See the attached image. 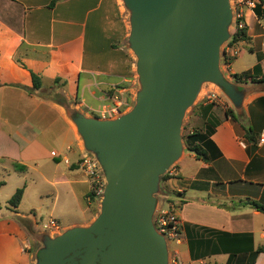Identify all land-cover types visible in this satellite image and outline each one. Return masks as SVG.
<instances>
[{
  "label": "crops",
  "instance_id": "0c3cea01",
  "mask_svg": "<svg viewBox=\"0 0 264 264\" xmlns=\"http://www.w3.org/2000/svg\"><path fill=\"white\" fill-rule=\"evenodd\" d=\"M250 1L254 8L238 5L248 40L227 48L224 74L247 92L245 122L221 117L210 138L211 161L185 148L163 182L158 207L176 209L182 240L168 246L182 264H264V252H258L264 247V213L249 205L264 206V5L256 15L259 2ZM125 14L122 0H0V109H8L0 114V160L25 166L19 171L24 176L35 172L51 186L44 194L55 205L60 190L69 203L86 202L92 186L79 166L86 152L66 106L40 92L56 87L58 97L87 117L121 113L137 92ZM31 73L42 78L35 93ZM235 75L249 79L237 83ZM214 94L229 101L219 89ZM47 166L51 177L44 174ZM19 208L14 217L0 219V264H32L19 219L34 218ZM83 225L87 221L63 228Z\"/></svg>",
  "mask_w": 264,
  "mask_h": 264
},
{
  "label": "water",
  "instance_id": "95a60500",
  "mask_svg": "<svg viewBox=\"0 0 264 264\" xmlns=\"http://www.w3.org/2000/svg\"><path fill=\"white\" fill-rule=\"evenodd\" d=\"M130 12L128 48L140 90L133 109L116 119L90 118L66 106L84 150L107 182L101 211L86 227L44 240L36 264H170L158 234L155 197L161 177L181 159L185 114L205 84L242 113L246 91L221 70L231 39L230 0H122Z\"/></svg>",
  "mask_w": 264,
  "mask_h": 264
},
{
  "label": "rangeland",
  "instance_id": "374dc122",
  "mask_svg": "<svg viewBox=\"0 0 264 264\" xmlns=\"http://www.w3.org/2000/svg\"><path fill=\"white\" fill-rule=\"evenodd\" d=\"M123 3V2H122ZM230 4L234 13L233 24L230 28L231 31V39L226 42L221 48V63L220 67L222 72L227 76L226 68H225V52L229 47L228 43L232 40L233 35L236 33V23L238 20V15L242 14L241 8L238 6L237 0H230ZM243 15V14H242ZM125 18L128 23V37L130 35V12L126 11ZM136 62L137 59L135 58ZM136 95L140 90V84L138 82V75L136 73ZM228 77V76H227ZM52 87V86H51ZM46 88L44 91L40 92L41 97H50L54 98L58 101L59 93L56 90V87ZM51 88V89H50ZM217 88L212 84H205L196 99L194 105L189 108L185 114L183 125H182V139L184 147L186 148V137L193 131L201 130L204 127V121L199 115V106L209 105V104H218V110L215 111V114L221 118L224 116V112L227 110L226 106L221 104H232L230 101L225 102L224 98L221 97L219 99L212 98L213 93L217 92ZM58 94V95H57ZM61 96V95H60ZM210 98V99H209ZM136 104V97L133 101L120 113V115H124L130 112ZM220 104V105H219ZM11 106L20 107V104H10ZM68 106V105H67ZM70 108V105L68 106ZM229 109V108H228ZM8 109H5L2 112L6 113ZM236 110H234L235 112ZM239 118L240 122H245L243 120V113H235ZM119 117V116H118ZM90 118H99L98 116H90ZM115 116L112 119H116ZM44 122V126H45ZM48 125V124H47ZM48 131L54 135L55 130L50 126H47ZM176 168V164L167 172L171 173V170ZM166 173V174H167ZM44 174L47 177H51V167L47 166L44 169ZM162 178V177H161ZM0 183H5V185L0 187V219L7 217H14L13 209H11L8 205V201L13 197L16 191L20 188L26 187L23 195V199L20 204L19 212L24 215H31L33 219H19V223L24 229V244L23 248L26 254L31 256L32 264H36L37 254L39 251L44 248V240L49 235L52 238H55L67 229L64 230L63 227L71 224H79L87 221V225H90L100 214L101 211V202L102 197H94V200L91 199V194L88 197L87 201H80L79 203H69L71 200L64 199V191L60 190V200L58 203H54L53 196H46L44 193L48 192L51 189V186L43 183V181H39L38 175L35 172H30L29 175L24 176L20 174L18 170L15 169L13 164L6 163L0 160ZM92 193V191H91ZM66 194V193H65ZM163 192V182H160V189L158 194L155 195L158 202L161 201ZM32 210L34 212H32ZM18 211V210H17ZM12 218V217H11ZM16 219V218H15ZM50 220H55L59 224L61 229L60 233L55 234L54 232L47 231L44 228L45 224H48ZM85 225L81 227H86ZM174 248V246H173Z\"/></svg>",
  "mask_w": 264,
  "mask_h": 264
},
{
  "label": "trees",
  "instance_id": "16d2710c",
  "mask_svg": "<svg viewBox=\"0 0 264 264\" xmlns=\"http://www.w3.org/2000/svg\"><path fill=\"white\" fill-rule=\"evenodd\" d=\"M258 5L255 7V14L259 15V9L261 6L264 5V0H258ZM55 1L53 2V4ZM247 30L244 27L243 29L237 31L234 35L232 40L228 43L229 47L233 46L234 44L247 41ZM229 61V60H226ZM32 82H33V89L31 92L35 93L39 91L42 88V78L41 76L31 73ZM234 79L237 83H243L245 80L249 79L248 75H235ZM264 81V75L262 77V80ZM252 82H255V80H252ZM59 103L63 106H67V100L63 97H59ZM215 104H209V105H203L199 106V115L201 114V117L204 121V127L201 130L193 131L186 137V148L190 152H193L196 155V158L198 160H202L205 162L211 161L212 153L210 152V147L213 146V142L210 140L211 136L215 133L216 128L220 124V118L215 114ZM224 115L227 119H232L234 121H239L238 116L235 114L234 110L227 109L224 112ZM248 133H250V130H247ZM15 168L18 171H25L26 167L20 164H15ZM169 173L164 175L161 178V182L166 181L169 179ZM5 185V183H0V187ZM24 188H20L16 191V193L13 195V197L8 201V205L11 209L16 210L23 199L24 195ZM91 199L94 200V196L91 194ZM253 208H255L258 211H261L264 213V206L261 204H258L255 201H252L249 203ZM258 252H264V247L259 248Z\"/></svg>",
  "mask_w": 264,
  "mask_h": 264
},
{
  "label": "built area",
  "instance_id": "2783aa9c",
  "mask_svg": "<svg viewBox=\"0 0 264 264\" xmlns=\"http://www.w3.org/2000/svg\"><path fill=\"white\" fill-rule=\"evenodd\" d=\"M239 4H246L251 8H254V2L250 0H237ZM236 23V30L239 31L244 28L243 15H238ZM236 31V32H237ZM212 98L217 99V95H213ZM210 99V98H209ZM112 113L116 116H120L119 109L112 110ZM81 170L88 176L91 181L92 195L94 197H102L107 185L101 167L97 160L90 154H84L79 164ZM154 225L158 234L163 236L168 244L179 245L182 240V224L176 213L175 207L172 205L167 208L158 207L154 216ZM47 231L60 233L61 229L59 224L55 220H50L48 224L44 225ZM170 264H182L178 253H173L170 256Z\"/></svg>",
  "mask_w": 264,
  "mask_h": 264
}]
</instances>
